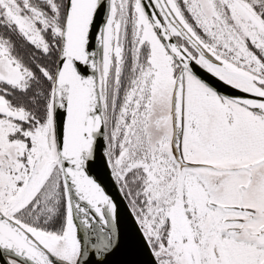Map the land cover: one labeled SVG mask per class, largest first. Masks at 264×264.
I'll return each mask as SVG.
<instances>
[{"label": "snow or ice", "instance_id": "1", "mask_svg": "<svg viewBox=\"0 0 264 264\" xmlns=\"http://www.w3.org/2000/svg\"><path fill=\"white\" fill-rule=\"evenodd\" d=\"M98 161L151 264H264V0H0V264H104Z\"/></svg>", "mask_w": 264, "mask_h": 264}, {"label": "water", "instance_id": "2", "mask_svg": "<svg viewBox=\"0 0 264 264\" xmlns=\"http://www.w3.org/2000/svg\"><path fill=\"white\" fill-rule=\"evenodd\" d=\"M94 174L106 187L107 191L120 203L119 246L105 259L104 264H151L152 258L135 229V225L125 208V202H122L120 197L117 196L116 189L102 161H98L94 166ZM88 264H95L94 258L90 259Z\"/></svg>", "mask_w": 264, "mask_h": 264}]
</instances>
